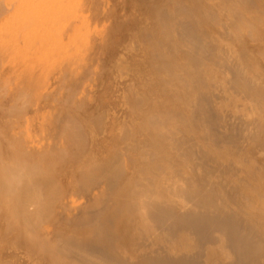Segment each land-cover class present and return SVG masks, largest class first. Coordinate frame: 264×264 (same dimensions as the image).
Returning <instances> with one entry per match:
<instances>
[{
	"label": "bare ground",
	"instance_id": "1",
	"mask_svg": "<svg viewBox=\"0 0 264 264\" xmlns=\"http://www.w3.org/2000/svg\"><path fill=\"white\" fill-rule=\"evenodd\" d=\"M0 264H264V0H0Z\"/></svg>",
	"mask_w": 264,
	"mask_h": 264
}]
</instances>
